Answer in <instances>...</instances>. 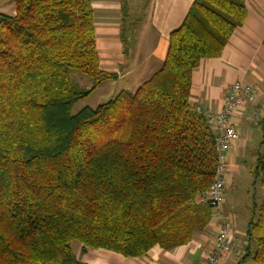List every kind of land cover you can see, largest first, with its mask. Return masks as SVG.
<instances>
[{"label":"trees","instance_id":"trees-1","mask_svg":"<svg viewBox=\"0 0 264 264\" xmlns=\"http://www.w3.org/2000/svg\"><path fill=\"white\" fill-rule=\"evenodd\" d=\"M13 2L12 15L0 13V264H85L73 242L137 258L204 231L212 210L198 198L217 156L207 118L188 103L191 77L221 56L244 0H194L147 80L76 114L77 101L118 77L100 68L90 0ZM121 11L125 43L137 20ZM70 71L91 88L79 90ZM259 145L260 189L235 264H264V132Z\"/></svg>","mask_w":264,"mask_h":264},{"label":"crops","instance_id":"crops-1","mask_svg":"<svg viewBox=\"0 0 264 264\" xmlns=\"http://www.w3.org/2000/svg\"><path fill=\"white\" fill-rule=\"evenodd\" d=\"M149 1V5L139 9L140 22L129 29L127 27L125 36L133 42L127 44L120 38L121 0H90L95 14L100 68L104 72L116 73L117 80L132 79L128 86L133 90L161 66L168 35L181 24L194 0ZM244 5L245 20L233 32L221 56L202 60L192 72L188 101L192 109L199 108L200 113L207 117L221 110L234 82L252 85L259 90L255 104L244 105L231 120L238 139L231 143L225 155V189L232 182L230 172L235 174L238 171L239 160L248 148L253 149L254 146L258 152L264 132V0H244ZM124 51L127 56L136 55L135 67H126L128 57ZM120 66H123V72ZM132 74L131 79L127 78ZM224 204L222 214L230 228L232 252L222 257L220 264H235L244 241L245 226L242 222L239 224L237 217ZM219 225L220 220L212 215L206 229L194 234L188 243L168 251L154 246L145 256L137 258H125L102 249L82 250L79 244L74 246L73 253L85 264H204L213 250Z\"/></svg>","mask_w":264,"mask_h":264},{"label":"rangeland","instance_id":"rangeland-1","mask_svg":"<svg viewBox=\"0 0 264 264\" xmlns=\"http://www.w3.org/2000/svg\"><path fill=\"white\" fill-rule=\"evenodd\" d=\"M121 3L126 7L128 14L131 16L132 20H137L140 22L139 9L149 5V0H121ZM125 11V10H124ZM14 12V2L13 0H0V13L5 15H12ZM122 11L120 12L121 15ZM122 17V16H121ZM136 22V23H137ZM135 23V24H136ZM125 36V35H124ZM125 42L127 44H132L133 42L128 41V37L125 36ZM126 51V50H125ZM124 51V55L127 53ZM126 67H135L134 59L136 55L127 56ZM136 60V59H135ZM123 66H120L121 71ZM123 72V71H122ZM121 72V73H122ZM135 72V71H133ZM134 75L127 76V78H132ZM69 78L73 84H75L79 90L87 91L92 86V80L78 72L70 71ZM132 80V79H131ZM128 79L123 80H111L106 81L99 85L91 94L87 97L77 101L71 109L72 114H76L83 108L94 109L97 106L112 100L120 91L129 89V92L134 91V88H130L128 84L131 82ZM258 135V134H257ZM260 139V135L257 136ZM258 141V140H257ZM257 143V142H256ZM257 145V144H255ZM250 147L245 152V156L239 160L240 167L238 171H231L232 182L228 188L224 191V206L234 214L239 221L242 222L243 227L245 226L248 219V207L251 203V196L255 192L259 193V181L253 185L254 176L253 170L255 166L256 151ZM261 149L257 150L260 151ZM253 185V186H252ZM77 243H71V249L74 250V246Z\"/></svg>","mask_w":264,"mask_h":264},{"label":"built area","instance_id":"built-area-1","mask_svg":"<svg viewBox=\"0 0 264 264\" xmlns=\"http://www.w3.org/2000/svg\"><path fill=\"white\" fill-rule=\"evenodd\" d=\"M258 94L257 87L242 82H234L229 87L221 110L206 117L211 130L215 133L214 150L217 156V166L208 190L198 198V201L211 207L212 215L220 220V225L213 250L206 257L204 264H220L222 257L232 252L230 228L225 223L222 214L225 191L224 177L227 173L225 155L230 150L231 143L238 139V134L231 121L233 116L244 105L255 104ZM262 95L264 99V93ZM195 111L200 112V109L196 108Z\"/></svg>","mask_w":264,"mask_h":264}]
</instances>
